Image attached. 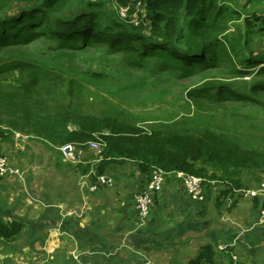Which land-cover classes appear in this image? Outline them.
<instances>
[{
  "label": "trees",
  "instance_id": "1",
  "mask_svg": "<svg viewBox=\"0 0 264 264\" xmlns=\"http://www.w3.org/2000/svg\"><path fill=\"white\" fill-rule=\"evenodd\" d=\"M114 1L119 8L126 9V17L109 11L107 0H0V79L5 80L3 75L13 69L20 72L14 82L6 80L0 84V112L9 113L4 105L13 104V98L17 97L21 102L30 98L35 106L43 96L37 83L41 78L52 81L53 85L66 86L67 94L73 96L72 76L22 55H4L11 48L30 44L39 35L55 41L57 49L76 51L104 46L125 56L130 65H143L152 60L178 74L214 68L219 58L229 62L235 75L244 76L255 69L256 74L264 72V52L251 46L255 36L264 35L263 13L243 14L230 4L234 0ZM136 8L144 14L139 15ZM8 9L11 12L5 13ZM234 82H206L192 89L191 96L251 103L256 95L264 97V80H254L248 87ZM33 110L32 105L23 107L24 115H17L19 120L0 118V141L10 140L15 131L40 135L53 144L85 143L98 134L105 146L95 165L97 174L113 172L117 166L128 163L147 174L155 167L166 173L183 171L203 178L205 190L220 187L223 196L234 195L250 181H260L253 169L264 164V154L244 150L232 138L209 128L181 131L163 124L146 129L112 114L97 117L76 109H53L38 124L30 119ZM54 113L58 116L51 121ZM69 123L74 128H69ZM87 157L94 155L88 152ZM89 167L86 164L83 172ZM254 199H260L264 207V197ZM22 227L20 222L0 221V237L11 238ZM186 264H217L213 245H201Z\"/></svg>",
  "mask_w": 264,
  "mask_h": 264
},
{
  "label": "crops",
  "instance_id": "2",
  "mask_svg": "<svg viewBox=\"0 0 264 264\" xmlns=\"http://www.w3.org/2000/svg\"><path fill=\"white\" fill-rule=\"evenodd\" d=\"M14 133L0 141V154L22 174L0 178V221L23 227L11 238L0 237V264H57L68 252L76 255L73 264H163L165 258L176 264L183 250L191 258L206 243L213 245L217 264H231V255L237 264H264V224L254 225L260 199L223 196L213 187L204 201H194L169 172L150 214L139 221L134 195L149 174L129 163L117 166L105 173L114 180L111 186L91 191L82 182L84 165L64 162L56 147L50 156L41 151V163L24 161L20 156L32 136L23 134L22 143ZM221 243L233 244L222 252Z\"/></svg>",
  "mask_w": 264,
  "mask_h": 264
},
{
  "label": "rangeland",
  "instance_id": "3",
  "mask_svg": "<svg viewBox=\"0 0 264 264\" xmlns=\"http://www.w3.org/2000/svg\"><path fill=\"white\" fill-rule=\"evenodd\" d=\"M230 4L240 9L243 14L251 11L264 14V2L259 0H234ZM106 8L109 11H115L117 15L126 17V9L119 8L114 0H107ZM136 11L139 15L144 14L140 8H136ZM8 12L10 13L11 9L5 13ZM137 13H134V17L139 18ZM133 21L135 24L136 19ZM54 42L47 40L44 35H39L30 44L23 45L19 49H6L4 55H22L39 61L45 66L60 69L72 76L75 81L71 83L75 86L73 96L67 94L66 86L53 85L52 81L41 78L37 83L41 87L43 96L42 99H38L35 106L30 98L22 102L18 97L13 98L15 100L13 104L4 105V109L9 110V113L0 112V118L5 120L15 117L19 120L17 115H24L21 109L32 105L34 110L30 119L40 124L41 117L43 119L45 113L54 112L53 109L56 111L76 109L77 112L97 117L112 114L120 120L135 123L146 129L158 128L163 124L181 131L209 128L215 133H222L232 138L244 150L264 154V97L256 95L257 98L252 99L251 103L246 100L225 101L223 98L199 99L191 96L192 89L206 82L225 84L235 81L234 83L242 87H248L249 83L254 80H264V72L256 74L257 69H255L244 76L235 75L229 62L224 58H219L220 61L214 68L201 69L197 73L178 74V71L161 67L152 60L143 65H130L125 60V56L109 51L104 46L96 45L70 51L57 49ZM251 46L256 51L264 52V35L255 36ZM220 55L223 53L221 52ZM9 72L11 73L3 75L5 80L0 79V84H4L6 80L14 82L20 73L18 69ZM56 114L50 116L51 121L52 118H57ZM68 125L69 128H74L73 123ZM15 132L25 134L23 131ZM31 136L32 138L27 142L28 149L26 148L20 156L24 158V161L41 163L45 159L44 155H52L55 147L61 145V143L50 142L54 147L49 146L40 135L31 133ZM44 145L50 148H45ZM31 149L34 151H29ZM43 150L45 151L42 156L41 151ZM72 165L75 166V164ZM79 165L85 166L86 164L79 163ZM253 171L254 175L260 177V181H264V164L254 168ZM214 188L219 191L220 187L215 186ZM175 259L176 264H186L190 259V250H183L182 255ZM164 261L163 264H174L167 263L166 258Z\"/></svg>",
  "mask_w": 264,
  "mask_h": 264
},
{
  "label": "built area",
  "instance_id": "4",
  "mask_svg": "<svg viewBox=\"0 0 264 264\" xmlns=\"http://www.w3.org/2000/svg\"><path fill=\"white\" fill-rule=\"evenodd\" d=\"M14 137L16 141L20 142L27 138V136L19 132H15ZM104 146L105 142L102 138H100L98 134H94V139L85 143L66 142L57 146L56 149L60 158L66 163L90 164L87 173L82 177V182L85 184L87 182L88 188L91 191H95L100 185L111 186L114 183L111 176L108 174H97L95 170V165L101 159L99 154H101ZM88 152L92 153L94 157L88 159ZM173 173L192 200L204 201L205 186L203 178L183 171H174ZM21 174L22 170L19 167L13 165L6 155L0 154V178L20 176ZM165 175L166 172L162 169L158 167L153 168L144 181L142 188L134 195V207L139 221H144L150 214V208L154 198L163 188ZM87 179L90 183H88ZM237 193H239L241 197L247 199H262L264 197V181H260L259 183L254 182L251 185H247L246 188L239 190ZM262 224H264V207H261L254 225ZM242 233L243 231L238 232L233 240L234 244ZM233 243L218 244L217 249L222 252H227ZM231 261V264H237L238 259L235 255H231Z\"/></svg>",
  "mask_w": 264,
  "mask_h": 264
},
{
  "label": "water",
  "instance_id": "5",
  "mask_svg": "<svg viewBox=\"0 0 264 264\" xmlns=\"http://www.w3.org/2000/svg\"><path fill=\"white\" fill-rule=\"evenodd\" d=\"M75 253L68 252L64 257H60L57 264H73L75 260Z\"/></svg>",
  "mask_w": 264,
  "mask_h": 264
}]
</instances>
